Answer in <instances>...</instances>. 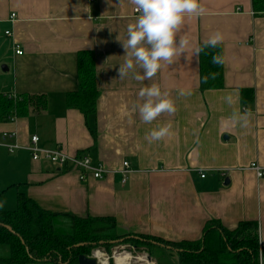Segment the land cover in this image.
<instances>
[{
  "label": "crops",
  "instance_id": "1",
  "mask_svg": "<svg viewBox=\"0 0 264 264\" xmlns=\"http://www.w3.org/2000/svg\"><path fill=\"white\" fill-rule=\"evenodd\" d=\"M200 3L205 13L186 16L178 33L191 40L188 59L182 55L141 82L131 73L118 75L125 51L117 36L125 40L139 15L130 0H0V92L48 96L46 111L0 122V135L17 132L8 141L22 145L38 135L41 147L84 153L110 170L103 179L83 181L75 170L33 160L27 149L11 153L0 145L1 209H15L23 192L54 212L115 217L121 234L194 241L208 220L220 219L230 228L258 221L259 240L264 237V176L252 168L264 169V13L254 11L253 0ZM217 31L224 36V86L202 90L194 50ZM81 50L96 55L100 93L88 117L66 103V94L78 88ZM153 83L168 92L176 112L145 124L138 93ZM180 89L192 94L181 97ZM245 109L252 113L248 127L232 124L231 114ZM167 123L169 136L145 139ZM125 161L130 172L123 184Z\"/></svg>",
  "mask_w": 264,
  "mask_h": 264
},
{
  "label": "trees",
  "instance_id": "2",
  "mask_svg": "<svg viewBox=\"0 0 264 264\" xmlns=\"http://www.w3.org/2000/svg\"><path fill=\"white\" fill-rule=\"evenodd\" d=\"M253 8L264 13V0H253ZM205 51L207 55L200 54L201 88H222L223 64L211 62L213 55L222 56L221 47ZM77 62L78 88L66 94V103L88 117L96 112L100 95L96 55L92 50H81ZM47 108L48 96L44 93L0 92V122L30 110L42 113ZM120 244L169 248L177 252L179 264H260L259 251L264 249L259 223L253 220H242L230 228L220 219H210L199 239L175 242L155 235L121 234L117 219L111 216L54 212L23 192L18 193L15 209L0 208V264H79L80 255L90 256L96 248L111 252Z\"/></svg>",
  "mask_w": 264,
  "mask_h": 264
},
{
  "label": "clouds",
  "instance_id": "3",
  "mask_svg": "<svg viewBox=\"0 0 264 264\" xmlns=\"http://www.w3.org/2000/svg\"><path fill=\"white\" fill-rule=\"evenodd\" d=\"M139 13L134 23L127 26L126 39L121 41L125 51L124 62L118 69L119 78L124 79L132 74L138 81H151L158 71L167 64H173L177 58L185 55L191 46V40L185 35H178L186 16H201L205 8L200 0H130ZM224 36L217 31L211 34L201 46L194 50L198 57L209 48H216L222 43ZM185 59L188 57L185 55ZM211 62L221 65L224 59L220 55H213ZM137 68L142 74L137 73ZM215 78V74H212ZM208 77H204L207 81ZM191 91L180 89L178 95L190 96ZM138 97L142 103L137 105L140 119L145 124H151L162 114L172 115L176 112V105L168 92L162 91L158 84H150L139 90ZM228 105L233 103V97H224ZM252 113L249 109L233 112L230 116L232 124L241 128L248 127ZM172 125L167 123L151 129L145 136L149 143L163 140L171 133ZM264 243V237H261ZM260 264H264V249L259 251Z\"/></svg>",
  "mask_w": 264,
  "mask_h": 264
},
{
  "label": "built area",
  "instance_id": "4",
  "mask_svg": "<svg viewBox=\"0 0 264 264\" xmlns=\"http://www.w3.org/2000/svg\"><path fill=\"white\" fill-rule=\"evenodd\" d=\"M91 1V0H89ZM135 13L136 10L134 9ZM12 21L16 19V14L13 13L10 17ZM10 31H6L7 35H10ZM18 54H22L23 51L17 50ZM17 137V132H4L0 135V145H4L8 148L11 153L16 152L18 149H27L31 152L32 159L35 161L45 160L53 164L56 167L63 168L65 170L77 171L80 180H86L89 177L95 179H103L107 173L110 171L103 163L94 164L91 157L84 153H78L75 155L68 154L62 148L50 149L41 147L40 137L38 135H33L31 137L30 143L28 145H22L18 142H9L8 139ZM252 168L256 170L259 177L264 176V169L253 163ZM130 172V164L125 161L123 167L121 168V173L123 174L122 183L126 184L128 181V175ZM206 176L202 173V177ZM99 256L93 253V256L97 259L98 264H110V259L115 261L116 256L119 255L118 252H114L112 256L108 255L102 250H96Z\"/></svg>",
  "mask_w": 264,
  "mask_h": 264
},
{
  "label": "rangeland",
  "instance_id": "5",
  "mask_svg": "<svg viewBox=\"0 0 264 264\" xmlns=\"http://www.w3.org/2000/svg\"><path fill=\"white\" fill-rule=\"evenodd\" d=\"M125 234V233H123ZM96 250H102L108 255L112 256L114 252H118L119 255L127 252L132 256L133 261H130L129 264H179L178 254L176 251H173L169 248H163L160 246L151 247H136L132 244H120L116 245L111 252H107L105 249L96 248L92 251L90 257H94L93 253ZM134 256V257H133ZM138 258H144L146 261H139ZM97 260V259H96ZM110 264H115V261L110 259ZM98 264V262H97Z\"/></svg>",
  "mask_w": 264,
  "mask_h": 264
},
{
  "label": "bare ground",
  "instance_id": "6",
  "mask_svg": "<svg viewBox=\"0 0 264 264\" xmlns=\"http://www.w3.org/2000/svg\"><path fill=\"white\" fill-rule=\"evenodd\" d=\"M95 254L97 256H99L98 253H96V251H95ZM131 259H132V256L129 253L125 252L121 255L116 256V264H129L130 261H133ZM138 259H139V261H146V259H144V258H138Z\"/></svg>",
  "mask_w": 264,
  "mask_h": 264
},
{
  "label": "water",
  "instance_id": "7",
  "mask_svg": "<svg viewBox=\"0 0 264 264\" xmlns=\"http://www.w3.org/2000/svg\"><path fill=\"white\" fill-rule=\"evenodd\" d=\"M79 264H97V260L95 257L80 255Z\"/></svg>",
  "mask_w": 264,
  "mask_h": 264
}]
</instances>
